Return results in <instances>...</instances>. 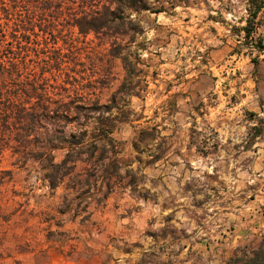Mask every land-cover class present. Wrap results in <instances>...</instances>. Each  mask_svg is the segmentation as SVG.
Returning a JSON list of instances; mask_svg holds the SVG:
<instances>
[{
  "label": "rangeland",
  "instance_id": "obj_1",
  "mask_svg": "<svg viewBox=\"0 0 264 264\" xmlns=\"http://www.w3.org/2000/svg\"><path fill=\"white\" fill-rule=\"evenodd\" d=\"M246 7L0 0V24L29 49V70L46 67L64 96L108 106L92 115L94 135L98 117L114 126L113 143L80 155L55 189L38 162L2 151L0 264H229L260 247L264 237L226 241L232 214L264 198V55L256 65L246 46ZM92 18L110 27L81 33Z\"/></svg>",
  "mask_w": 264,
  "mask_h": 264
},
{
  "label": "trees",
  "instance_id": "obj_2",
  "mask_svg": "<svg viewBox=\"0 0 264 264\" xmlns=\"http://www.w3.org/2000/svg\"><path fill=\"white\" fill-rule=\"evenodd\" d=\"M131 7L134 9L135 4ZM246 11L248 17L242 30L246 46L257 53L253 62L258 65L260 56L264 55V37L257 36L262 25L260 16L264 12V0H247ZM102 20L92 18L78 26L83 34L97 33L110 27ZM7 37L0 24V155L10 148L15 154L30 157L39 163L45 180L55 189L71 174L80 155L93 157L99 149L98 143H105L103 146L113 143L114 126L102 117L96 118L98 127L94 130L98 135L88 129L95 111L100 110L104 115L111 109L80 100L77 94L64 96L68 88L49 84L46 67H40L39 73L35 68L29 70V49L22 44L21 37L17 33L11 35V40ZM122 60L129 76H133L134 67L128 56ZM74 124L76 130H69ZM56 151L66 152L61 163L56 162ZM70 163L73 166H69ZM229 264H264V241L258 249L237 255Z\"/></svg>",
  "mask_w": 264,
  "mask_h": 264
},
{
  "label": "crops",
  "instance_id": "obj_3",
  "mask_svg": "<svg viewBox=\"0 0 264 264\" xmlns=\"http://www.w3.org/2000/svg\"><path fill=\"white\" fill-rule=\"evenodd\" d=\"M230 219L234 226L229 234L230 239H226L230 246L261 240L264 237V198L250 201L240 212L232 214Z\"/></svg>",
  "mask_w": 264,
  "mask_h": 264
}]
</instances>
